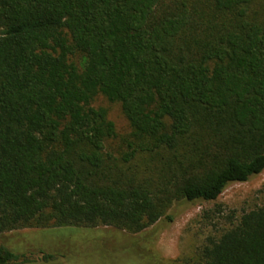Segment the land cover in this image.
<instances>
[{
	"label": "trees",
	"instance_id": "16d2710c",
	"mask_svg": "<svg viewBox=\"0 0 264 264\" xmlns=\"http://www.w3.org/2000/svg\"><path fill=\"white\" fill-rule=\"evenodd\" d=\"M263 172L264 0H0L1 239L141 234ZM202 219L185 264H264V187ZM32 262L0 247V264Z\"/></svg>",
	"mask_w": 264,
	"mask_h": 264
},
{
	"label": "rangeland",
	"instance_id": "374dc122",
	"mask_svg": "<svg viewBox=\"0 0 264 264\" xmlns=\"http://www.w3.org/2000/svg\"><path fill=\"white\" fill-rule=\"evenodd\" d=\"M93 106L108 109L120 135L129 133V122L119 104L99 96ZM263 187L264 172L247 183L231 184L216 202L175 206L172 222L141 234L106 227L29 229L6 234L0 238V247L34 260L27 264H185L213 233L210 222L202 219L204 212L220 206L224 215L235 211L240 216L256 202ZM218 219L214 221L226 223ZM44 255L54 258L46 261Z\"/></svg>",
	"mask_w": 264,
	"mask_h": 264
}]
</instances>
